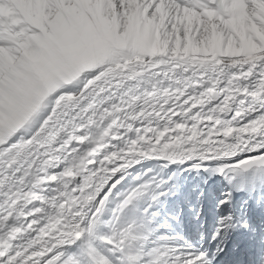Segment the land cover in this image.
I'll return each instance as SVG.
<instances>
[{"label": "snow or ice", "instance_id": "1", "mask_svg": "<svg viewBox=\"0 0 264 264\" xmlns=\"http://www.w3.org/2000/svg\"><path fill=\"white\" fill-rule=\"evenodd\" d=\"M0 264H264V0H0Z\"/></svg>", "mask_w": 264, "mask_h": 264}]
</instances>
